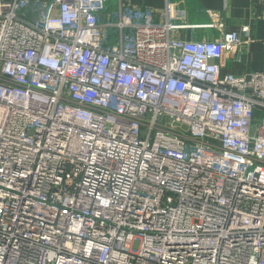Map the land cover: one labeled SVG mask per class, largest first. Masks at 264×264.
Wrapping results in <instances>:
<instances>
[{"label": "built area", "instance_id": "built-area-1", "mask_svg": "<svg viewBox=\"0 0 264 264\" xmlns=\"http://www.w3.org/2000/svg\"><path fill=\"white\" fill-rule=\"evenodd\" d=\"M109 2L0 0V264H264V71L220 69L249 27Z\"/></svg>", "mask_w": 264, "mask_h": 264}, {"label": "crops", "instance_id": "crops-1", "mask_svg": "<svg viewBox=\"0 0 264 264\" xmlns=\"http://www.w3.org/2000/svg\"><path fill=\"white\" fill-rule=\"evenodd\" d=\"M135 7L163 10L170 3L169 18L183 24L172 35L181 39L215 40L222 33L249 27L238 51L224 52L222 74L242 75L264 71V0H122ZM114 7L117 0H110ZM223 27L219 28L218 24Z\"/></svg>", "mask_w": 264, "mask_h": 264}]
</instances>
